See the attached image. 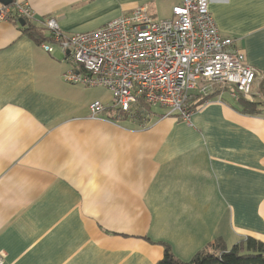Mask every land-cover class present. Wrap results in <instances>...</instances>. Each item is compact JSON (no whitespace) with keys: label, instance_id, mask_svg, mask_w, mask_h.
I'll use <instances>...</instances> for the list:
<instances>
[{"label":"crops","instance_id":"0c3cea01","mask_svg":"<svg viewBox=\"0 0 264 264\" xmlns=\"http://www.w3.org/2000/svg\"><path fill=\"white\" fill-rule=\"evenodd\" d=\"M20 1L33 11L30 24L42 30L54 17L66 34L103 27L140 6L159 18L156 12L172 14L177 3ZM210 10L258 71V100L264 0H211ZM22 27L0 21L4 264H157L164 246L156 242L189 262L216 239L227 248L248 236L264 242V115L239 112L228 90L188 118L158 105L142 119L118 117L107 88L67 82L66 54L46 51ZM94 101L104 105L96 116Z\"/></svg>","mask_w":264,"mask_h":264},{"label":"built area","instance_id":"2783aa9c","mask_svg":"<svg viewBox=\"0 0 264 264\" xmlns=\"http://www.w3.org/2000/svg\"><path fill=\"white\" fill-rule=\"evenodd\" d=\"M211 0H177L169 18L158 19L140 6L105 26L81 33H64L54 17L42 22L47 40L66 54L71 67L67 82L107 88L113 96L115 114L134 117L140 100L169 108L170 115L191 114L189 98L229 86L232 95L255 100L258 71L246 56L224 37L210 10ZM34 19L31 8L20 0L0 4V21ZM104 110L101 101L91 104L92 115ZM0 264L4 254L0 251Z\"/></svg>","mask_w":264,"mask_h":264},{"label":"trees","instance_id":"16d2710c","mask_svg":"<svg viewBox=\"0 0 264 264\" xmlns=\"http://www.w3.org/2000/svg\"><path fill=\"white\" fill-rule=\"evenodd\" d=\"M19 19L11 18L10 21L19 22ZM26 24L23 30L36 42L42 44L47 40L42 30L30 24L28 19L24 18ZM233 91V88L225 86L216 88L208 94H192L189 98L191 110L197 109L200 105L209 100H213L225 91ZM236 109L248 115H264V92L258 100H249L241 94L235 98ZM153 107L143 100L138 103L137 112L134 117L142 119L153 111ZM181 116L180 114H175ZM127 117V114H124ZM164 246V257L157 264H264V242L254 237L248 236L241 242L227 248L222 239H216L212 244L211 250H201L189 261L183 262L176 258L171 246L165 242H156Z\"/></svg>","mask_w":264,"mask_h":264},{"label":"rangeland","instance_id":"374dc122","mask_svg":"<svg viewBox=\"0 0 264 264\" xmlns=\"http://www.w3.org/2000/svg\"><path fill=\"white\" fill-rule=\"evenodd\" d=\"M157 13V17H159L158 19H164V18H168V17H170V15H171V11H170V9H168V7H166V8H163V9H161L159 12H156ZM29 21V20H28ZM29 23H30V21H29ZM44 43V42H43ZM42 43V44H43ZM56 48H58L57 47V45H55V49ZM105 96H106V99H108V100H110V101H113V97H112V95H111V93H110V91L108 90V91H105Z\"/></svg>","mask_w":264,"mask_h":264},{"label":"water","instance_id":"95a60500","mask_svg":"<svg viewBox=\"0 0 264 264\" xmlns=\"http://www.w3.org/2000/svg\"><path fill=\"white\" fill-rule=\"evenodd\" d=\"M14 0H0V3L1 4H4V5H9L13 2ZM19 22L21 25H25L26 24V21L24 20V18H20L19 19Z\"/></svg>","mask_w":264,"mask_h":264}]
</instances>
